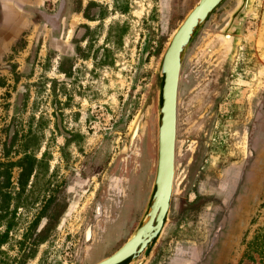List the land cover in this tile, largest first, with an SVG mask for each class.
Listing matches in <instances>:
<instances>
[{"label":"rangeland","instance_id":"1","mask_svg":"<svg viewBox=\"0 0 264 264\" xmlns=\"http://www.w3.org/2000/svg\"><path fill=\"white\" fill-rule=\"evenodd\" d=\"M40 2L56 13L58 0ZM198 2L67 0L65 33L54 38L76 49L73 58L50 50L48 35L13 48L0 66V163L17 162L23 150L34 163L24 189L19 167L7 189L0 184V264H98L135 232L157 172L163 56ZM231 3L210 15L183 56L171 211L147 264L260 261L244 254L264 231V24L257 31L247 16L236 29ZM221 49L231 52L225 60ZM134 171L129 197L122 189ZM126 197L122 220L114 212ZM98 203L109 215L97 219ZM89 227L114 229L113 238L90 249Z\"/></svg>","mask_w":264,"mask_h":264},{"label":"water","instance_id":"2","mask_svg":"<svg viewBox=\"0 0 264 264\" xmlns=\"http://www.w3.org/2000/svg\"><path fill=\"white\" fill-rule=\"evenodd\" d=\"M225 0H199L174 33L166 49L160 75L163 80L158 132V162L152 195L141 223L128 240L98 264H147L153 256L171 211L175 175L178 88L183 56L197 30ZM252 0H237L236 29H241ZM140 119L133 131V143L141 131ZM143 258L140 260V258Z\"/></svg>","mask_w":264,"mask_h":264},{"label":"crops","instance_id":"3","mask_svg":"<svg viewBox=\"0 0 264 264\" xmlns=\"http://www.w3.org/2000/svg\"><path fill=\"white\" fill-rule=\"evenodd\" d=\"M42 8L44 7L40 0H0V66L13 51V48L26 37L34 38L35 41L48 35L49 48L57 53L59 58L68 59L76 55L77 51L74 47L64 45L60 39L54 38V33L60 31L58 22L51 21L52 17L45 15ZM38 15H41L44 20L48 19L52 32H49L47 27L40 25L36 19ZM248 16L251 18V25H256V30L259 31L264 24V0H252ZM55 25L58 28H55ZM156 250L154 249L153 255ZM142 258L143 256L140 260Z\"/></svg>","mask_w":264,"mask_h":264},{"label":"flooded vegetation","instance_id":"4","mask_svg":"<svg viewBox=\"0 0 264 264\" xmlns=\"http://www.w3.org/2000/svg\"><path fill=\"white\" fill-rule=\"evenodd\" d=\"M231 2H233L232 0H230V3ZM232 4V3H231ZM45 8V7H44ZM62 10V11H61ZM66 10H67V0H58V7L56 8L55 7V10L54 11H52V12H56V13H49L48 11H44V10H42L44 13H45V15H47V16H51L52 17V19H51V21H57L58 22V26H59V29H60V31L59 32H61L62 34H64L65 33V30H64V28H65V26H64V24H65V20H66V15H65V12H66ZM57 11H61L60 12V15H57ZM251 19V18H250ZM46 21H48V19L46 20ZM56 21H55V23H56ZM53 24V23H52ZM217 40H214V41H212L211 43H210V45L207 47V51H212V49H213V46L216 44L215 42H216ZM238 49L240 50L241 48H239L238 47ZM238 49H237V51H238ZM242 50V49H241ZM220 53V55H221V57L223 58V60H225L224 58H227L228 56H229V54L231 53H229V54H227L223 49H221V51L219 52ZM239 54V57H241L242 56V54H244V53H242V52H239L238 53ZM64 59V58H63ZM68 59H70V58H68ZM239 62V61H238ZM239 63H237V65H238ZM182 69H183V66L181 67V71H182ZM181 76H182V72H181V74H180V80H181ZM180 80H179V88H178V94H179V97H180V92H181V82H180ZM177 117H178V124H177V142H178V137H179V126H180V107H179V98H178V102H177ZM176 146H177V144H176ZM143 157H144V160H146V158H145V154H143L142 155V157L140 158V161L137 163V166H136V169H138V168H140V173H141V171H143V169H145V164H144V162H142L143 161ZM134 178H135V171L132 173V176L130 175V177L127 179L128 180V183H126L125 182V188H123L122 189V192L124 191V193L126 194V195H128L129 197L132 195V193H133V191H134V189L133 188H131V186H132V184H134L136 181L134 180ZM128 185V186H127ZM140 191H141V189H140ZM144 193V192H143ZM128 197V198H129ZM127 199V197L124 199V198H120V205L118 204V203H116L117 204V207L119 208V212H114V214L117 216V215H120V217L122 218L123 217V219L122 220H125L126 219V216H127V212H126V210L127 209H129V207H130V203L126 206V204H125V200ZM129 200H130V198H129ZM119 205V206H118ZM140 205V204H139ZM99 206H101V209L103 210V213L100 215V216H98V213H97V208L99 207ZM141 207V206H140ZM134 209V208H133ZM135 210V209H134ZM141 210V209H140ZM132 212H134V211H132ZM95 215H96V217H97V219L99 218V217H101V216H104V215H109V211H108V209L107 208H105L103 205H102V203H98L97 204V206H96V213H95ZM133 216H134V218L136 217V210H135V213H133ZM118 217V216H117ZM121 219H119L118 220V222L120 223V221H122ZM117 222V225H115V226H112V228H117V227H119V223ZM123 224L122 225H124V223L125 222H122ZM88 229H92L93 230V228H91V227H89V228H87L86 229V232H87V230ZM93 231H95L96 232V237L95 238H93V239H91L90 241H87L86 240V232H85V241L86 242H90V244H89V246H90V249L92 248H94V246L92 245L93 244V240H102L104 243H109V241L111 240L110 238H113V233H114V229H110V230H108L107 231V234L106 235H104V234H102V229H99V228H95V230H93ZM102 234V235H101ZM88 246V247H89ZM88 247H87V251L85 252L86 253V255H87V253H88V251L90 250H88ZM105 258V257H104Z\"/></svg>","mask_w":264,"mask_h":264},{"label":"trees","instance_id":"5","mask_svg":"<svg viewBox=\"0 0 264 264\" xmlns=\"http://www.w3.org/2000/svg\"><path fill=\"white\" fill-rule=\"evenodd\" d=\"M19 155H23L22 158H20L17 162L13 163L11 161L7 163H0L2 168H0V179H4L3 182L0 184L3 185L2 188L7 189L10 179L12 178V171L14 167H19L21 170L20 173V179H19V184L24 189L26 186V181L28 178L33 175V169L32 165L34 163L33 158L29 155V151L23 150V151H18L16 152ZM6 157H9V151L6 152ZM0 187V191H4ZM8 197V195H6ZM254 254L257 255V257H260L259 264H264V231L263 233H258V235L255 237L254 241H252L249 245L248 248L244 254V259H249V260H255Z\"/></svg>","mask_w":264,"mask_h":264},{"label":"bare ground","instance_id":"6","mask_svg":"<svg viewBox=\"0 0 264 264\" xmlns=\"http://www.w3.org/2000/svg\"><path fill=\"white\" fill-rule=\"evenodd\" d=\"M179 93V92H178ZM179 98V94H178ZM177 124H178V117H177ZM177 129H176V144H177ZM176 147V146H175ZM175 160H176V148H175ZM175 178H176V165H175V175H174V183H173V193H174V185H175ZM173 196V195H172ZM100 263V262H99Z\"/></svg>","mask_w":264,"mask_h":264}]
</instances>
